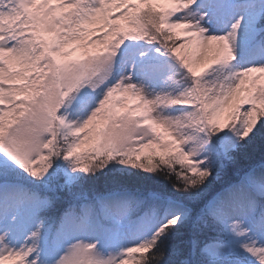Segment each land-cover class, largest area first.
Returning <instances> with one entry per match:
<instances>
[{"label": "snow or ice", "instance_id": "6c2138e0", "mask_svg": "<svg viewBox=\"0 0 264 264\" xmlns=\"http://www.w3.org/2000/svg\"><path fill=\"white\" fill-rule=\"evenodd\" d=\"M0 264H264V0H0Z\"/></svg>", "mask_w": 264, "mask_h": 264}, {"label": "trees", "instance_id": "16d2710c", "mask_svg": "<svg viewBox=\"0 0 264 264\" xmlns=\"http://www.w3.org/2000/svg\"><path fill=\"white\" fill-rule=\"evenodd\" d=\"M228 178H229V176H228V175H225V176H224V179H228Z\"/></svg>", "mask_w": 264, "mask_h": 264}]
</instances>
